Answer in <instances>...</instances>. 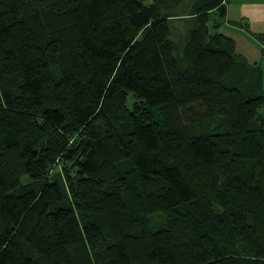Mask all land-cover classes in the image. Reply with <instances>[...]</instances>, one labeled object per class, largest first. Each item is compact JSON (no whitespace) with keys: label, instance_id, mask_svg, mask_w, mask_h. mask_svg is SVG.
<instances>
[{"label":"trees","instance_id":"1","mask_svg":"<svg viewBox=\"0 0 264 264\" xmlns=\"http://www.w3.org/2000/svg\"><path fill=\"white\" fill-rule=\"evenodd\" d=\"M226 10L0 0V264H264L263 74Z\"/></svg>","mask_w":264,"mask_h":264},{"label":"crops","instance_id":"2","mask_svg":"<svg viewBox=\"0 0 264 264\" xmlns=\"http://www.w3.org/2000/svg\"><path fill=\"white\" fill-rule=\"evenodd\" d=\"M226 7L228 35L241 55L261 66L264 90V44L257 38V33L264 31V0H226Z\"/></svg>","mask_w":264,"mask_h":264},{"label":"rangeland","instance_id":"3","mask_svg":"<svg viewBox=\"0 0 264 264\" xmlns=\"http://www.w3.org/2000/svg\"><path fill=\"white\" fill-rule=\"evenodd\" d=\"M172 23L174 29V37H178L180 34L184 32L186 27V22L184 20L175 19ZM220 30L225 32L226 34H229L230 27H228V25L223 24ZM242 81L246 82L247 79H244Z\"/></svg>","mask_w":264,"mask_h":264}]
</instances>
